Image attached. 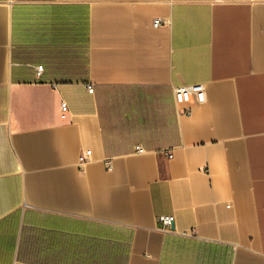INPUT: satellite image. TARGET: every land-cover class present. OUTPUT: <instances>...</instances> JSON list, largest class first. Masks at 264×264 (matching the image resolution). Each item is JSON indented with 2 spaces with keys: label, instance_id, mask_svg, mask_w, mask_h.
<instances>
[{
  "label": "crops",
  "instance_id": "0c3cea01",
  "mask_svg": "<svg viewBox=\"0 0 264 264\" xmlns=\"http://www.w3.org/2000/svg\"><path fill=\"white\" fill-rule=\"evenodd\" d=\"M0 264H264V0H0Z\"/></svg>",
  "mask_w": 264,
  "mask_h": 264
},
{
  "label": "built area",
  "instance_id": "2783aa9c",
  "mask_svg": "<svg viewBox=\"0 0 264 264\" xmlns=\"http://www.w3.org/2000/svg\"><path fill=\"white\" fill-rule=\"evenodd\" d=\"M162 26V22L160 20H157L154 22V27L158 28ZM39 72L43 71V67H40ZM89 93H93V89L92 88H88ZM193 97H195L197 103L199 105H202L206 102V90L205 87L203 85H192V86H181L178 87L175 90V99L176 102L179 106L181 105H188L189 103H191ZM62 112L65 113L67 112V105L66 104H62ZM185 115H190L192 114V110L189 108H186L183 112ZM139 154L144 153V151L139 148L137 149ZM91 151H86L84 153H82V155L79 158V164L85 165L87 164L90 159H91ZM169 158L172 159V156H170ZM160 222L162 223L163 227L166 229H170L172 228L173 224H174V219L172 217H161Z\"/></svg>",
  "mask_w": 264,
  "mask_h": 264
},
{
  "label": "water",
  "instance_id": "95a60500",
  "mask_svg": "<svg viewBox=\"0 0 264 264\" xmlns=\"http://www.w3.org/2000/svg\"><path fill=\"white\" fill-rule=\"evenodd\" d=\"M172 228H173V226H172Z\"/></svg>",
  "mask_w": 264,
  "mask_h": 264
}]
</instances>
